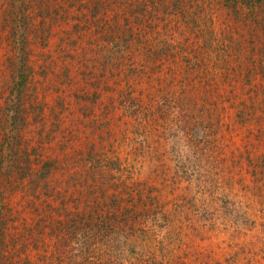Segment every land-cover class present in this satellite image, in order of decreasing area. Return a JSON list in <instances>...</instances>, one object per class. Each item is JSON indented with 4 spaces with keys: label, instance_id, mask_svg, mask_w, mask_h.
<instances>
[{
    "label": "rangeland",
    "instance_id": "1",
    "mask_svg": "<svg viewBox=\"0 0 264 264\" xmlns=\"http://www.w3.org/2000/svg\"><path fill=\"white\" fill-rule=\"evenodd\" d=\"M110 1L119 10L106 30V15L87 8L95 2L79 0L69 20H49L44 32L29 33L34 88L23 96V125L12 129L6 110L17 63L12 43L23 27L12 19L11 3L25 9L24 0H0V156L13 158L0 167V226L6 239L20 237L39 218L43 228L38 248L29 245L26 254L13 247L16 256L6 264H79L81 248L59 238L72 217L98 225L86 233L100 236L84 264H144L148 257L168 264H264V180L249 181L247 172L251 159L264 155V84L251 88L256 72L250 82L223 74L221 58L234 45L222 40L224 14L192 27L190 13L207 2L178 0L174 8L171 0ZM27 17L33 26L42 16L36 10ZM77 23L74 45L61 50V32ZM203 27L216 30L208 45L194 30ZM81 33L111 38L102 61L81 47L76 52ZM234 91L256 101L246 102L251 108L244 117L236 99H227ZM72 149L91 162L90 173L81 172L89 161L70 165ZM27 157L33 175L43 161L55 163L33 192ZM89 215L101 218L92 222ZM55 225L56 245L49 231ZM118 235L126 239L121 249L101 239Z\"/></svg>",
    "mask_w": 264,
    "mask_h": 264
},
{
    "label": "trees",
    "instance_id": "2",
    "mask_svg": "<svg viewBox=\"0 0 264 264\" xmlns=\"http://www.w3.org/2000/svg\"><path fill=\"white\" fill-rule=\"evenodd\" d=\"M16 1V0H14ZM17 1H23V0H17ZM79 0H24L23 2H20L22 6H24V11L22 12V9L20 6H15V2L11 3L12 10L11 15L12 19L17 18L22 20L21 26L23 27V30L21 32L20 38L17 40H14L13 45V51L16 57V61L18 64H15V67L13 69L12 75H11V81L9 84V96L6 99L7 101V115L8 119L12 120L11 126L12 129H18L20 128L25 118L21 117L23 109H22V103H23V96L25 94V91L29 89L30 87L34 88V85L32 83L33 78L35 76V73L32 69L31 61H32V54L30 51V45L31 41L29 39L30 36L29 33L37 34L38 31L41 30V33L44 32V23L47 21H51L50 23H56V25H60L61 23H64L65 21L69 20V10L73 8V10L77 13V10H79L80 7H74L75 3ZM95 2L94 7L88 6L87 8L92 12V15H96L99 13H103L105 16L104 22L101 24L102 27H105L107 23H110L112 19L115 20V17H117V13L119 8L115 5L111 4L110 0H93ZM163 1V0H161ZM197 3L199 0H195ZM205 2H207L206 8L201 7V11H194L190 13L189 18L192 21V27L194 25H202L201 20L206 17L208 21L212 24L215 23V20H218L219 17L217 15L218 13H223L224 16L222 18V22H224L226 25L225 27L227 29V35L222 37V40L226 43H233L231 52L223 56L221 59L224 61L225 65L222 68L223 74L226 75L227 71L228 74L234 78L236 77L238 81V78L241 76L242 78H245L248 82H250V73L256 72L258 77L251 76L252 80L255 81L253 86L251 88L261 90V85L264 84V0H203L202 6L205 5ZM172 6L174 8L179 7L178 0H171ZM199 6H201V2L198 3ZM15 6L16 8H14ZM18 9V10H17ZM37 10V13L40 14L41 20L39 24L31 25V22L28 19V13L34 12ZM73 11V12H74ZM74 12V13H75ZM174 13L178 12L177 10L173 11ZM183 17H186L182 11H179ZM195 13V14H194ZM16 15V16H15ZM15 16V17H14ZM78 15L74 17V20ZM110 18V19H108ZM77 22V21H76ZM16 23V22H14ZM209 27H211L209 25ZM75 28V29H73ZM78 28L77 25H73L71 27V30H65L61 32V45L62 48H60L63 51H66L67 47H70L71 45H74L76 38H74L72 35L75 34ZM110 26H107V29H109ZM194 29V28H193ZM106 30V27L104 28ZM103 30V32H104ZM197 33H203L201 39L204 40V44L208 45L212 41V39H215L217 35L215 34L216 30H213L211 28H208L206 31V28H200L199 31L197 29H194ZM78 32V31H77ZM218 33V32H217ZM222 33V31H221ZM72 34V35H71ZM215 34V36H213ZM222 34H225L224 32ZM76 35V34H75ZM79 35V34H78ZM71 36V37H70ZM104 37H97V38H91L86 33L85 35L81 33L78 36L77 40V46H76V52L81 47L82 50L86 51H92L94 54H96L97 59L102 61V58L107 56V51L109 45H113L110 43V39L106 35H103ZM196 37L191 36V41L195 40ZM89 46H91L89 48ZM70 52V51H67ZM76 56L77 53H76ZM58 57L60 59V50L58 49ZM85 68V67H84ZM41 72V71H40ZM48 77V72L46 74V77ZM234 81L230 82V85H233ZM235 86H232L231 90L234 89ZM230 96L227 97L228 101L232 99V96L236 99V105L239 110V115L241 117H244L247 113L246 110L250 109L249 105L246 102H250L252 105L256 101L252 100L251 96H249L250 100L242 99L243 94L239 91L229 92ZM245 123V122H244ZM260 130V129H259ZM10 145V144H9ZM8 145V147H9ZM71 148V147H70ZM3 149L0 148V151ZM9 154V153H8ZM83 154V155H82ZM3 155V154H2ZM0 156V167L3 166L4 162L9 159H5L4 156ZM78 156V157H76ZM69 159L70 165L76 167L77 163L80 161L82 163H86L87 158L84 156V153L73 152ZM24 170L25 175L29 176L32 174V170L30 173V166H29V158H24ZM91 162L89 161L88 167L86 170L81 171L83 173H90L91 170ZM251 165V166H250ZM249 165V170L247 169V172L252 177L249 181H258V180H264V155L261 156H255L254 159H251V163ZM55 163L53 160L48 159L46 161H43L41 164V168L38 170V173L32 174V178L28 179V187L27 190H33L39 185L40 180L44 178L45 176H48L52 169H54ZM76 172V170H75ZM79 172V171H78ZM30 173V174H29ZM256 184H251L249 186L253 187V192L257 191L258 189L255 187ZM248 186V189L251 188ZM42 194L46 200H49L52 196V192L49 191V188L44 185L42 187ZM259 191V190H258ZM35 197H41L38 193L35 194ZM44 199V200H45ZM40 202V201H39ZM49 204V203H46ZM25 207V206H24ZM0 209V214H1ZM47 213V211H45ZM92 217L90 221H96L97 219H100L101 216H98L94 218L92 215H89ZM40 218L35 221V224L33 226H29L27 228V231H24V233L20 237H13L10 236L9 239H6L4 231L2 229V225L0 226V264H6L8 260H11L13 256H16V252L18 249H21L22 253L28 254V246L31 245L32 249H36L39 246V243L43 240L40 239V234L42 233ZM70 224L67 225L65 231L62 233L61 238L62 243L72 244L76 248L80 247V254L78 257L81 259L79 264H84L85 260H87L88 256L86 253L89 251L90 245L93 244L96 240V237L100 236V233L98 232L96 236H90L86 233L88 231L94 232L95 227L98 225L91 223L82 217L80 218V221H75V218L72 217L69 219ZM68 220V221H69ZM67 221V222H68ZM104 223L106 221H103ZM163 224V222H162ZM60 225V223H59ZM59 225H55L50 227L49 231L52 232L50 237L53 241V244L56 245L55 236H57V233H59ZM161 225V224H160ZM89 234V233H88ZM15 238V239H14ZM57 239V238H56ZM103 241L108 244L112 245L113 243L118 245V249H121L123 244L126 243V239H124L122 242L120 241V237H114L112 239L111 237H101ZM160 246H162V243L160 242ZM13 247H16L13 252H11V249H14ZM164 248V247H163ZM4 250H9L8 253H5ZM12 254H9V253ZM33 252V251H32ZM132 253V250L127 252V254ZM15 254V255H14ZM144 264H168V261L166 263H162L161 261H155L152 257L144 258L143 259ZM105 264V262L103 263ZM175 264V263H172ZM204 264H212V263H204ZM218 264V263H214Z\"/></svg>",
    "mask_w": 264,
    "mask_h": 264
}]
</instances>
